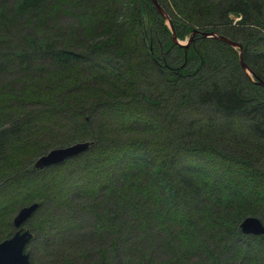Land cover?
I'll list each match as a JSON object with an SVG mask.
<instances>
[{"label": "trees", "instance_id": "trees-1", "mask_svg": "<svg viewBox=\"0 0 264 264\" xmlns=\"http://www.w3.org/2000/svg\"><path fill=\"white\" fill-rule=\"evenodd\" d=\"M0 0V241L30 264H264V0ZM84 153L34 169L48 150Z\"/></svg>", "mask_w": 264, "mask_h": 264}, {"label": "water", "instance_id": "water-1", "mask_svg": "<svg viewBox=\"0 0 264 264\" xmlns=\"http://www.w3.org/2000/svg\"><path fill=\"white\" fill-rule=\"evenodd\" d=\"M153 4L156 11L166 20L168 27L171 31V40L174 44L182 46L184 49L190 46L193 41V36L195 34H199L205 38H215L220 40L221 42L238 49V58L241 69L244 72H247L250 75H253L246 64L243 62L242 58V45L239 42L232 41L225 36L219 35L215 32H200L197 30L191 31L189 37L186 41L180 42L176 36L175 31L172 26V23L166 14L163 7L157 2V0H150ZM255 83L264 87V82L260 79L256 78ZM90 146V142H75L68 146L52 148L48 150L46 153L38 156L33 161L34 169H44L50 166L58 165L70 158L76 157L85 151ZM39 203L33 202L29 205L22 206L17 210L15 215L12 218V226L15 229L13 234L9 237L4 238L0 241V264H30L29 262V252L25 251L26 245L32 239V233L29 228H25L26 223L32 217V215L38 209ZM242 235L247 236H262L264 235V225L257 218L253 216L244 217L238 226Z\"/></svg>", "mask_w": 264, "mask_h": 264}, {"label": "rangeland", "instance_id": "rangeland-1", "mask_svg": "<svg viewBox=\"0 0 264 264\" xmlns=\"http://www.w3.org/2000/svg\"><path fill=\"white\" fill-rule=\"evenodd\" d=\"M25 228H28V226H27V225H25ZM27 250H28V249H26L25 251H26V252H28Z\"/></svg>", "mask_w": 264, "mask_h": 264}]
</instances>
